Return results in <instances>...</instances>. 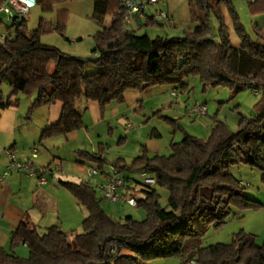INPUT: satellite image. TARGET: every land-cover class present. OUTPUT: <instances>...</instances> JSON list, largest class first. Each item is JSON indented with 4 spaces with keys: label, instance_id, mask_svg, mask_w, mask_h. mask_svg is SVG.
Segmentation results:
<instances>
[{
    "label": "trees",
    "instance_id": "1",
    "mask_svg": "<svg viewBox=\"0 0 264 264\" xmlns=\"http://www.w3.org/2000/svg\"><path fill=\"white\" fill-rule=\"evenodd\" d=\"M67 1L73 0H38V6L49 13L56 4ZM3 2L0 0V4ZM94 3L92 18L101 26L93 36L95 60L84 61L81 56L43 43L45 33L64 35L66 11L58 12L54 22L41 18L32 30L27 17L16 19L12 23L14 37L0 39L1 107L19 106L21 93L34 96L29 115L63 103L59 121L43 129L40 142L85 127L77 106L81 99L97 101L104 112L113 102L123 103L128 90L145 92L159 85L184 89L191 77H199L204 89L227 86L236 93L252 88L262 98L255 116H241L236 132L217 121L207 139L185 133L182 140L172 142L168 156H149L142 146V154L126 169H146L157 179L155 186L140 191L143 197L137 196V206L146 210L144 220L132 215L117 220L102 208L92 187L83 181H61L88 211L84 231L71 238L54 224L40 233L25 218L10 238V250L0 248V264H150L154 259L172 257H180L181 264H264V241L258 243L252 234L241 231L230 243H203L209 228L223 225L234 209L264 206L245 194L243 184L231 170L240 164L259 168L264 183V28L255 26L251 36L233 0H189L194 28L183 36L153 38L125 26L127 9L123 0ZM224 7L232 18L239 46L232 43ZM214 14L218 34L212 24ZM107 15L111 16L108 26L104 23ZM159 23L148 16L138 25L148 28ZM2 83L11 88L8 97ZM101 147L96 153L79 150L84 160L79 164L84 166L88 161L105 167L109 161ZM114 164L122 165L120 159ZM158 186L169 192L166 205L161 203ZM20 245L28 247V257L15 253ZM114 245L117 249L112 253Z\"/></svg>",
    "mask_w": 264,
    "mask_h": 264
},
{
    "label": "rangeland",
    "instance_id": "2",
    "mask_svg": "<svg viewBox=\"0 0 264 264\" xmlns=\"http://www.w3.org/2000/svg\"><path fill=\"white\" fill-rule=\"evenodd\" d=\"M186 2L187 0H183L184 7ZM248 2H246V0H233L235 9L241 18V22L245 25L251 36H254V29H252L250 17L248 16L250 14ZM92 5V0L67 1L63 2L59 7H54L52 12L45 14H43L44 12L42 13L39 6H36L31 9V12L27 16V25L31 30L35 29L38 25L40 16H45L47 20L54 22L57 19L58 12L66 11L65 36L53 31L43 34L42 40L50 45L59 47L64 52L71 55L91 56L92 49L95 47L93 36L99 28V24L92 18ZM243 7H246V13L245 10L243 11ZM60 8H67V10H60ZM223 12L232 43L234 46H239L240 40L234 29L232 18L225 7ZM110 18L111 16L107 15L105 21ZM212 24L215 34H218L219 23L215 14L212 18ZM189 26H192L190 30L194 28L192 23L187 24L182 22L179 23V27L177 28L166 24L161 28L160 26H156L155 29L149 27L143 28L142 31H139V34L147 33L153 38L159 35L169 37L183 36L185 34L184 28H187L186 31H189ZM10 31L14 32L12 22L6 21L4 24L0 25V34L4 32L8 34ZM93 68L94 67L91 66L90 69ZM188 82L189 85L185 91L179 88L178 96H172V87L170 85H159L158 87L163 88L155 90L158 91L156 93L150 92V90L145 92L129 90L127 94L125 93V101L123 103L115 102L109 107V119L99 121L93 126L91 125L93 123L92 115L83 112L84 122L86 125L90 124V129L89 131L86 129L83 130L85 136L81 140L80 148L90 151L92 146L98 147L100 143H103L107 151V160L109 163L113 164L118 156L125 155L127 164L130 165L133 158L141 154L142 146L148 143V139L157 136L154 134L158 133V138L154 139V142L157 141L159 143L160 154L168 156L172 152V142L182 140L185 133L207 139L211 135L212 128L217 121L226 123L231 131L236 132L239 128L241 116H255L256 105L262 98V94L260 92H255L252 88H246L234 93L227 86H211L204 89L203 83L199 77H191ZM1 87L4 96L7 97L11 92L10 86L8 83H2ZM154 94H158V99H153ZM19 98L21 99L19 106L23 116L19 124L22 130L30 132L35 130L38 131L39 128L43 126L40 123L41 121L38 113L35 114L32 122L28 124L25 123V117L29 115V103L33 100L34 96L30 97L21 93ZM196 101L205 103L208 108V114L203 118H193L187 114L188 107ZM116 107L120 109V111H118ZM35 111L36 110L31 112L30 116L33 115ZM170 119L175 120L177 124L174 125ZM177 125L180 126V128ZM31 136L30 139L28 138L29 143L26 145L27 150L37 148L39 151H57L54 149V146H51L50 150H47L40 144V130L34 135L32 133ZM75 144L76 143H70L63 148L62 151H75ZM55 164H58L59 167H56ZM108 164L105 167H107ZM49 166L52 171H48L46 176L49 183L52 184L54 182L57 184L59 179L72 181L71 178H74V180L79 181L80 176L84 177L87 171L85 165L82 166L77 164L73 160V157L70 156L66 157L64 165H61L58 161H52ZM231 170L240 181L247 183V185H243L245 194L264 204L262 171L259 168H253L245 164L234 166ZM123 172L124 174L129 173L134 175L135 177L138 175V170L135 168L133 170L126 169ZM51 173H53L52 176L50 175ZM68 174H70L71 177H69L70 175ZM157 189L161 194V203L166 205L169 192L159 186ZM67 191H69V189H67ZM68 193L70 194V192ZM143 195V192H139V190L136 191V196L143 197ZM97 197L101 200L102 206L106 212L117 220L125 218L128 214H131L137 220H144L146 218V210L142 206H130L126 202H109L102 198L100 191L97 192ZM83 210L87 215V209L83 207ZM65 211L66 209L63 206V217ZM66 222L67 221H65V223ZM74 226L75 225H72V227ZM65 228L68 229L67 233L72 238L74 234L84 231L83 221L80 227L72 229H69V227ZM40 230L42 231L44 229ZM241 231L246 234L254 235L255 238H257L256 241L260 244L264 241V206L254 210L248 209L241 211L239 209H234V213L223 225L218 228H209L204 236L203 243L204 245L230 243L233 236ZM23 247L24 245L18 246L16 253L21 257H28L29 249L28 247ZM150 264H181V258H158L152 260Z\"/></svg>",
    "mask_w": 264,
    "mask_h": 264
},
{
    "label": "crops",
    "instance_id": "3",
    "mask_svg": "<svg viewBox=\"0 0 264 264\" xmlns=\"http://www.w3.org/2000/svg\"><path fill=\"white\" fill-rule=\"evenodd\" d=\"M92 1H93V5H92L93 8L92 14H93L95 3L94 0ZM248 1L246 0V2ZM61 4H57L55 8L59 7ZM248 5L250 9V14L248 16L250 17V23L252 29H254L255 26H260L264 28V0H261L256 3L248 2ZM160 7L166 9L170 13V15L175 19V23L171 24L167 21L161 20L160 23L156 26H160L161 28L164 25L169 24L170 26L177 28L179 27V23L182 22L187 24L192 23L195 26L196 23L191 20L189 0H187L185 7L183 0H166L165 2L160 4ZM60 10H67V8H60ZM244 10L246 13V7H243V11ZM41 18L46 19L45 16H40L39 20ZM104 23L105 25L108 26L111 23V18L107 19ZM156 26L149 28L155 29ZM98 27L99 28L97 29L96 33L99 30H101V26ZM189 27L190 30L192 26ZM134 29H136L138 33L139 31L143 30V28H140L138 24L137 26L135 25ZM186 30L187 28H184V31ZM43 43L48 44L45 41H43ZM170 86L172 87L171 90H177V91L179 90V87L176 85H170ZM159 88H163V87L155 86L152 89H150V92L156 93L158 91L155 90H159ZM185 90L186 88L183 89V91ZM128 91H126V94ZM153 96H154L153 97L154 100L158 99V94H154ZM31 102L32 100L30 101L29 104H31ZM114 103L115 102L107 106L104 112L101 111L99 103L94 100L81 99L78 101L77 106L81 113L83 112L90 113L92 115L93 123L91 125L93 126L96 125L99 121H104L109 119L110 117L108 114L109 107L112 106V104ZM62 108H63L62 102H56L55 104H52L50 106L42 107L36 110L33 113V115L31 116L27 115L25 117L26 119L25 123L28 124L29 122H32L34 120L35 114L38 113V116L41 121L40 123L41 125H43L41 128H39L40 136H41V132L43 131L44 128L50 127L59 121L62 113ZM118 111H120V109H118ZM21 113L22 112L20 110V106L17 107L11 106L7 108H2L0 105V174L6 169V166L9 163V158L4 152V149L6 148H10L16 154L19 160L33 163V165H35L37 168L45 170L48 169V167H50L49 165L52 161L55 162L58 161L61 165H64L67 156L73 157V160L77 164H79V161L80 162L84 161L78 154L79 150H84L90 153H96L102 148L101 145L104 146L103 143H100L98 147L96 146L97 148L95 146H92V149L90 151L80 148L81 140L85 136L83 130L86 129L87 131H89L90 129L89 128L90 124L86 125L84 122L85 127L83 129L70 132L66 136H59L56 138H51L43 142H40V144L45 149L50 150L51 146H54V149H56L57 151L38 150L36 156H34L33 149L27 150L26 145L29 143L31 134L33 133L34 135L39 130L38 131L35 130L33 132L23 131L19 124L21 119L23 118ZM83 120H84V116H83ZM157 138H158L157 136H153V138L151 139L149 138L148 143L145 145L149 156L162 155L160 154L159 151L160 149L158 145L159 143L157 141L154 142V139ZM31 140H32V136H31ZM34 143H35V139H34ZM70 143H76L74 145L75 151H62V149L68 146ZM140 153L142 154V151ZM141 154H139L138 156H140ZM104 157L107 159L106 150L104 151ZM135 158H133V160ZM117 159H120L122 163V165L120 166L121 169L126 170V165H128L126 156L120 155L118 156ZM85 163H86L85 167L87 165L94 164L88 161ZM50 175L52 176L53 173H51ZM85 176H86V172L84 174V177ZM69 177H71V175ZM84 177L80 176L79 181H76L74 180V178H71L72 179L71 182H76V183L82 182ZM61 181H65V180L59 179L57 184L56 182L52 184L49 183L48 181L45 185L41 186L38 184L36 178L25 176L17 171L12 172L9 176H7L2 180V182L0 183V248H4L5 250L8 251L10 250V238L13 232L18 227L19 223L25 218H28L37 227L40 233H45L46 230L54 224H58L66 232L68 229H66L65 227H69V229H72L81 226V222L83 221V219H85L88 216V211L86 215L83 210V207L85 206L79 203V201H77L75 196L70 195L72 193L70 191H67V188L61 185ZM68 192H70V194ZM63 206L66 209V211L64 212V217L62 212ZM102 208L104 209L103 206ZM65 221L67 222L65 223ZM72 225L75 226L72 227ZM40 229H44V230L41 231ZM25 247L27 246L24 245L23 248ZM16 250L17 248L15 249V253Z\"/></svg>",
    "mask_w": 264,
    "mask_h": 264
},
{
    "label": "built area",
    "instance_id": "4",
    "mask_svg": "<svg viewBox=\"0 0 264 264\" xmlns=\"http://www.w3.org/2000/svg\"><path fill=\"white\" fill-rule=\"evenodd\" d=\"M165 1L123 0V5L127 9L125 26L134 29L135 25L137 26L139 22L147 19L148 16L174 24L175 19L166 9L160 7V4ZM249 1L253 2L254 0ZM36 6H38V0H4L0 4V24H4L6 21L14 23L16 19L27 17L31 9ZM14 35L15 32L10 31L8 34L4 32L0 34V39L5 40L14 37ZM254 91L258 92L257 89ZM171 94L172 96L179 95L177 90H171ZM187 114L193 118H203L208 114V108L205 103L196 101L188 107ZM33 151V155L36 156L38 149L35 148ZM4 152L9 158V163L0 174V183L14 171L36 178L41 186L47 183L46 173L52 171L50 167L43 170L37 168L33 163L21 161L10 148L4 149ZM55 166L59 167L58 164H55ZM86 167L87 171L83 182L92 187L96 193L100 191L102 198L109 202H126L130 206H137L136 191L139 190L140 192L143 188H150L157 183L155 175L146 169H139L138 175L135 177L129 173L124 174L121 167L114 163H109L107 167L103 168L95 164ZM241 184L245 185L246 183L241 181ZM116 249L117 247L114 245L110 251L114 253Z\"/></svg>",
    "mask_w": 264,
    "mask_h": 264
},
{
    "label": "water",
    "instance_id": "5",
    "mask_svg": "<svg viewBox=\"0 0 264 264\" xmlns=\"http://www.w3.org/2000/svg\"><path fill=\"white\" fill-rule=\"evenodd\" d=\"M82 60L89 61V60H95V56H81Z\"/></svg>",
    "mask_w": 264,
    "mask_h": 264
}]
</instances>
